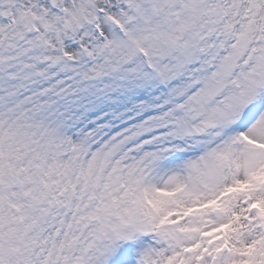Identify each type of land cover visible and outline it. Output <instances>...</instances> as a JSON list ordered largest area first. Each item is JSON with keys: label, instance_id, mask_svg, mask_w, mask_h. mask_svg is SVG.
Returning a JSON list of instances; mask_svg holds the SVG:
<instances>
[{"label": "snow or ice", "instance_id": "6c2138e0", "mask_svg": "<svg viewBox=\"0 0 264 264\" xmlns=\"http://www.w3.org/2000/svg\"><path fill=\"white\" fill-rule=\"evenodd\" d=\"M0 264H264V0H0Z\"/></svg>", "mask_w": 264, "mask_h": 264}]
</instances>
